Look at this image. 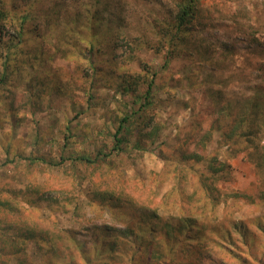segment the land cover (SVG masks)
Here are the masks:
<instances>
[{"label": "trees", "instance_id": "1", "mask_svg": "<svg viewBox=\"0 0 264 264\" xmlns=\"http://www.w3.org/2000/svg\"><path fill=\"white\" fill-rule=\"evenodd\" d=\"M173 2V15L145 16L130 25L123 0H0V87L10 86L9 79L16 70V88H26L28 102L34 104L31 73L44 64L50 69L51 61L58 56L79 70L89 88L99 84L113 91L114 97L119 96L115 112L106 118L111 125L105 123L102 130H96L97 137L112 139L110 145L101 141L93 154L63 153L55 164L30 158L31 163L39 161L53 167L68 163L70 171L63 180L56 178L43 186H34L26 196L28 210L9 194V188L0 195V264H9L12 259L15 264H34L25 256L27 243L36 244L38 251L49 243L51 238L46 235L51 230L38 231L37 223H29H34L36 215L42 213V194L52 187L68 195L62 201L56 199L55 207L62 210L73 201L76 218L82 222L86 215L79 206L80 197L86 199L100 219L107 214L119 221L116 225L105 220L95 224L86 218V222L92 223L86 230L93 234L88 250L80 259L72 260L65 254L63 260L59 258L53 264H264V194L259 197L263 209L241 220L206 213L218 204L211 192L215 183L227 178L228 164L214 160L218 150L210 152L213 160L207 173L198 177L196 189L199 187L203 193L193 190L181 195L176 212L165 216L158 211L168 202L157 198L154 192H148L153 195L144 204L132 202L129 191L142 187L117 166L122 155L131 157L135 151L146 152L148 141L165 159L169 155L174 157L170 160L177 167L178 179L180 167L188 165L195 169L203 160L201 155H186L183 150L188 139L198 135L196 126L188 137L156 144L165 127L160 104L167 107L178 102L182 108L189 107L177 98L184 84H173L166 70L171 61L183 57L194 62L190 74L184 77L188 82L185 95L191 98L202 93L212 103L214 119L200 138L201 147L216 134L219 148L235 150L237 145H244L250 155L253 150L258 151V169H264V85L256 84L252 94L243 99L228 100L225 91L236 80L244 82L245 76L231 78L225 74V55L227 59L229 50L218 58L211 49L203 47L202 40L197 41L196 25L201 26L198 0ZM144 49L164 58L159 69L138 57ZM45 87L48 91L53 85ZM69 139L70 134L64 136L65 147ZM259 141L262 146L256 144ZM177 149L181 150L180 158L174 155ZM103 163L107 166L101 170ZM174 188L183 190L179 184ZM195 196H199L196 204L191 205L190 199ZM241 196L236 194V198ZM206 199L210 202L206 203ZM121 215L129 221L125 222ZM48 220L54 223L50 213ZM121 222H125L122 227ZM76 234L75 230L70 231L73 241ZM67 249L68 240L63 250Z\"/></svg>", "mask_w": 264, "mask_h": 264}, {"label": "rangeland", "instance_id": "2", "mask_svg": "<svg viewBox=\"0 0 264 264\" xmlns=\"http://www.w3.org/2000/svg\"><path fill=\"white\" fill-rule=\"evenodd\" d=\"M123 1L128 10L130 25L145 16L154 18L157 14L173 15L175 10L173 0ZM198 3L201 26L196 25L197 41L200 43L202 40L203 47L207 51L211 49L212 54L218 58H221L225 50H229L231 54L227 59L225 55V74L231 75V78L245 76L244 82H233L225 91V95L228 100L250 96L256 84L264 85V0H198ZM138 57L151 63L156 70L164 62L163 57L145 49L139 51ZM193 66L194 62L179 57L171 61L166 68L172 76L173 84H184L183 89L178 91L177 98L181 102L186 101L189 107L182 108L178 102L167 107L160 104L159 112L165 127L156 144L160 141L188 137L196 126L198 135L194 139H188L183 150L186 155L197 153L203 160L195 165V169L187 167L188 165L180 167L178 173L181 176L178 179L177 167L170 160L174 157L169 155V159H165L156 146L150 145L148 141L146 152L141 154L135 151L131 157L122 155L121 163H117L126 177L137 179L142 187L139 191L131 189L129 197L136 204H144L153 195H148V192H154L157 198L168 202L158 211L160 216L170 214L171 211L176 212L174 210H177V199L181 195H188L193 190L203 193L199 187L196 189L198 177L201 173H207V168L213 160L210 152L218 150L215 163L222 162L229 167L227 178L216 182L211 191L212 196L218 198V204L208 209L207 215L214 213L220 218L224 214L227 215L226 218L238 220L256 215L263 209L259 197L264 194V169H258V151L253 150L250 155L249 150L243 149L244 145H237L235 150L227 146L219 148L216 134L205 147H201L200 138L210 128L214 115L212 103L204 94L195 93L191 98L185 95V84L188 82L184 77L190 74ZM31 74L34 76V80H31L35 92L34 104L28 102L26 88H16V70L9 79L10 86L7 89L0 87V195L7 193L5 190L9 188V194L21 201L27 210L30 205L26 203V196H29L28 192L34 186H43L48 180L54 181L56 178L63 180L70 171L68 163L53 167L39 161L31 163L29 159L50 160L55 164L63 153L67 156L82 152L93 154L101 141L110 145L112 139L97 137L96 130H102V125L108 121L107 116L115 112L119 104V96L114 97L113 91L102 88L99 84L89 88V83L83 81L79 70L64 58L56 56L51 61L50 69L44 64L34 68ZM47 85H53L52 89L47 91ZM56 87L59 90H56ZM89 95H93V99L89 100ZM107 125L110 126V122ZM69 134L70 139L65 147L64 136ZM90 139L98 143L95 145ZM257 143L259 146L263 145L262 141ZM230 152H233L232 155ZM174 155L180 158L181 150L177 149ZM102 166L101 170H104L107 165L103 163ZM176 184L183 188L182 192L174 188ZM236 194H241V198H236ZM198 197L190 199L193 203L191 205L196 204ZM42 198L45 200L41 207L42 213H38L35 222L31 221L29 225L37 223L38 231L51 230V234L46 235V238L51 239L47 245H42L43 249L39 251L36 244L27 243L25 256L34 264H39L40 261L53 264L59 258L63 260L65 254L72 260L80 259L93 240L92 231L86 230L92 225L86 222L87 219L93 220L95 224L104 220L113 225L119 222L107 214L100 219L98 213L91 211L86 199L80 197L79 206L86 215L82 222L81 218H76L73 201L62 210L55 207L56 199L62 201L67 199L68 195L54 191V187L46 188ZM205 202H210V199ZM49 213L54 218V223L48 220ZM121 217L125 222L129 221V218L126 219L123 215ZM125 222H121L120 226ZM71 230L77 232L76 242L69 235ZM67 240L69 249L63 250ZM9 264H15V260L12 259Z\"/></svg>", "mask_w": 264, "mask_h": 264}]
</instances>
